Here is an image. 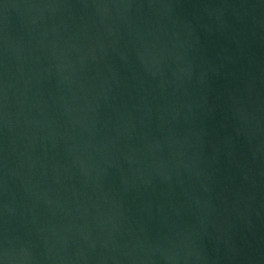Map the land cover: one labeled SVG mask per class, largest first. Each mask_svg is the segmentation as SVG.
<instances>
[{"label": "water", "instance_id": "95a60500", "mask_svg": "<svg viewBox=\"0 0 264 264\" xmlns=\"http://www.w3.org/2000/svg\"><path fill=\"white\" fill-rule=\"evenodd\" d=\"M0 264H264V0H0Z\"/></svg>", "mask_w": 264, "mask_h": 264}]
</instances>
